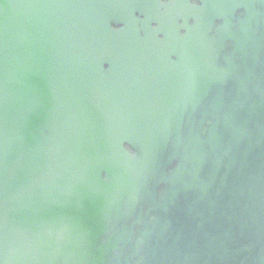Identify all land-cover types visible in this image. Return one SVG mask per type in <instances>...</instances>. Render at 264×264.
I'll use <instances>...</instances> for the list:
<instances>
[{"label":"water","instance_id":"water-1","mask_svg":"<svg viewBox=\"0 0 264 264\" xmlns=\"http://www.w3.org/2000/svg\"><path fill=\"white\" fill-rule=\"evenodd\" d=\"M45 26L85 59L49 45L16 88L15 182L50 171L44 218L93 251L147 232L151 264H264V0H0L3 60ZM3 199L2 173L0 225Z\"/></svg>","mask_w":264,"mask_h":264},{"label":"clouds","instance_id":"clouds-1","mask_svg":"<svg viewBox=\"0 0 264 264\" xmlns=\"http://www.w3.org/2000/svg\"><path fill=\"white\" fill-rule=\"evenodd\" d=\"M157 7H168L161 4ZM43 9H48L44 6ZM67 44V47L64 45ZM55 48L57 57L67 56L79 65L85 59L82 48L75 40L68 41L65 34L59 38V46L45 26L36 43L26 49L20 57L12 56L5 48L2 69V140H3V222L0 225V244L4 259L0 264H151L155 258L144 248L150 235L147 232L128 234L121 232L92 250L87 229L75 233L63 221L53 222L42 215L48 203L47 186L50 171H34L31 165L21 182L16 183L17 161L11 159L14 144L18 141L13 107L17 86L24 85L32 63L38 59L37 52H47L48 46ZM133 103L121 97H113L107 105L111 117L122 122L131 115ZM105 133L111 131L112 119ZM131 245L129 248L128 246ZM94 253H99L98 255Z\"/></svg>","mask_w":264,"mask_h":264},{"label":"snow or ice","instance_id":"snow-or-ice-1","mask_svg":"<svg viewBox=\"0 0 264 264\" xmlns=\"http://www.w3.org/2000/svg\"><path fill=\"white\" fill-rule=\"evenodd\" d=\"M3 40L0 39V184L3 173V140H2V69H3Z\"/></svg>","mask_w":264,"mask_h":264}]
</instances>
